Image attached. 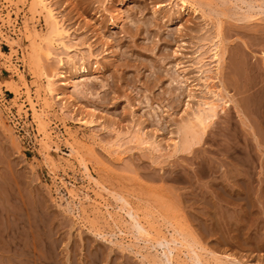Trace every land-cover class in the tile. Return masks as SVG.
I'll return each mask as SVG.
<instances>
[{
    "label": "rangeland",
    "instance_id": "rangeland-1",
    "mask_svg": "<svg viewBox=\"0 0 264 264\" xmlns=\"http://www.w3.org/2000/svg\"><path fill=\"white\" fill-rule=\"evenodd\" d=\"M58 1L61 3L64 2V0ZM133 1L135 0H131L129 1L130 3L127 2V4H129V6L131 4V7H133L131 10L133 9L132 15H134L131 18L132 20L126 21L127 24H124V26L121 24L124 17L122 16V20H117L118 18H116V0H106V2L103 3V6L99 8L100 12L98 11L96 13L93 11L95 9H93L91 11L92 14L90 13L88 15V18L91 19L92 17L93 19L90 20L88 25L78 29V32L76 33L75 31L79 28V23L78 21H76V23L74 19L71 21L73 23V26H71V33L73 34H71V36H75V34L85 31L86 36L90 38L89 42L94 45L93 49L99 53L97 59L101 61V63L112 61L114 55L111 52L116 49L115 51L118 53L115 57L116 62L122 63L125 60H128L133 64L130 68H126L125 70L122 66H117L118 73H116L117 71H113V69L103 73L94 72L92 69L96 66V58L92 57L90 59L91 66L93 67L90 72L91 77L85 81L80 80L81 82L77 83L75 92H77L76 95L78 97L76 98H78L79 103L81 104L80 106L88 105L95 108L96 116H102L105 114L107 120H113L115 122L119 120L120 123L118 128H121L120 130L122 132H125L127 127H130V129L133 127L136 129L135 123L146 118L149 122L148 124H151L152 127L149 125L147 128H144L143 133L147 132L148 135L150 134L149 136L151 138L153 137V140H160L162 150L157 152L155 149L147 148L146 146H136V142H131L127 144L126 147L124 145L125 148L122 146L119 151L117 149L118 147L112 148L111 146H108L111 145L114 140L116 141V132L112 128L106 130L101 128L98 124L89 126L69 119L70 115L68 110L66 109L65 111L60 109L61 106H63V103L55 99L57 101L56 103L55 100H51L45 93L43 86L44 80L40 73L41 69H38V67L36 68L35 65H33L34 67L32 66V68L29 66L28 59L30 58L29 54H31V46L29 44L28 33L29 31L34 30V28L37 30L45 28L43 17L38 19V16L35 17L32 15L29 10L28 1L0 0V184L2 185H0V190H3L6 186V188L11 187L12 189L10 190L13 193H19L18 196L20 197V202L22 204L24 203L23 206L25 210L27 209V212H30L31 216L34 215L33 218H37L41 221L43 229L39 236L37 235L36 237L39 241H37L35 251L42 256H49V258L45 256L47 258H45L46 263L92 264L93 262V264H149V259L152 261V256L155 255L154 253L158 255L160 252L162 255L161 250H164V248L166 249V245L157 246L156 248L152 246L147 247L141 239L138 240L135 238L137 241L134 239V235H131V232H129L127 228L128 224L124 222L125 220H129V216L127 214L124 215L123 211H119L117 202L108 195L107 191L109 190L114 193L117 191V193L123 194L137 210L143 222L147 221L151 223L153 229L157 231H160V229L163 230V228L166 230L160 231L161 233H165L166 235L170 233L165 227L169 224L168 221L171 220V223H175V220H177L176 222H179L180 220L178 219L184 218L185 220L183 219L177 224L185 223L187 220V223L192 226V230H195L194 232L198 234L196 235L194 233L198 236V239L200 236L201 242L205 243L204 245L209 250H212L213 252L216 251L215 254L219 257L226 259L225 254L229 253L230 255L235 256L237 260H240V262H246L245 264H264V146L259 149L255 145L253 137L246 133V129L241 127L240 121L234 116L232 121L234 122L237 120L238 125H240L239 128V126L234 123L233 126H238L237 128L235 127V130L237 131V129H241L242 135L246 134L245 136H247V138L245 136L242 138L238 131L235 133L236 136H234V134H229L230 136L224 134L225 137H222L223 132L226 133L227 129L226 123L223 121L224 117L221 115V119L218 118V122L221 121V128H225L224 130L226 131L223 129L221 130V128L217 126L219 123L216 121L218 124L215 125L217 129L221 130V132L217 130L216 127V130L212 129L213 131L215 130V135H213V132V134L211 133L209 135L210 137H206L205 143H203L202 147H199L195 154L196 156H193L194 159H192L193 157L191 158L190 155V158H182L181 154L171 157L168 156V153H170L169 150H171L172 153V149L169 146L170 142L166 141V139H168L167 137L175 136L173 135L175 134V125L180 119L179 117L184 115L183 111L188 100L185 94L190 88L187 87L190 86L187 84L192 81V84L194 85H192L191 88H193L192 91L197 95V98L198 96L200 97V95H204L202 93L204 90V86H202L204 85L203 81L195 80L198 79L199 76L203 77V74L196 71V64H194L196 63L195 61H198V58L196 57L200 54L199 48L201 47H198L199 44L196 43V40L193 41L194 39L191 35L188 34L178 38L177 34L179 33V30H182V33H189L190 27L195 23H207L209 20H205L201 16L200 13L202 11L192 13V11L189 10V13H187V11L183 13V8H181L182 6L179 0H159V3L156 6L152 4L153 2L151 3V0H139L140 4L142 3L141 5L139 4L141 7L136 4L133 6ZM215 1L218 4H221L222 2L228 4L227 6L231 12L230 16L232 15L230 19L233 20L228 21L229 18H224L226 19V24L225 22L223 23V26L225 25L224 30L226 36L227 33L229 36L225 39L226 51L224 54V63H222L223 65L221 64V71L223 70L221 74L222 77L220 76L221 78L219 77L218 79H215L214 84L216 83L215 85L220 87V82H223L225 85L224 89L226 91L224 90V93L226 92V96L229 94V96L235 97L236 99H234L238 101L242 97V94H239L237 90L239 87L242 88L243 85L241 82L243 81L242 78L244 75V57L249 65H252L255 70L258 69L257 72L264 74V55L261 53L264 52V47H262L264 46V32L261 30L253 32L248 29L252 26H249L246 29L238 26L235 27L236 25H240L237 21V16L247 10L253 11L254 14L257 13L258 15L260 10L263 12L264 0H260V3L253 2L254 4L251 3L250 5L248 2L249 0ZM261 2H263V4H261ZM64 5L65 4H63V6ZM96 6L97 3H93V8ZM159 6L161 10L165 12V17L153 14L154 8H158ZM104 7L106 8L105 10ZM118 7L121 8V6ZM136 7L143 11L145 10L143 13L145 17H142L143 15L140 16L138 12L139 10L137 11ZM217 10L216 6L204 7V12L213 18L218 17ZM126 11L127 10L124 11L125 15H127ZM175 12H182V16L184 17L183 21L185 18H188V21H186V23L183 22L184 24L181 26L178 25V21H174L170 24L167 15ZM100 13L107 17V23H105L106 34H108H105V36L109 37L107 40H113L114 38L113 42H116V48L112 51L111 49L109 50V46H106V44L103 43L102 39L97 37L95 31L92 30L93 27L90 26L91 24L96 23L95 20L99 18ZM73 14L74 13H72V15ZM101 18L102 16H100L99 19ZM113 19L115 22L118 21L117 26L111 25L110 22L114 21ZM81 21V24L86 23L83 19ZM142 21H146L147 23H142ZM235 21L238 24H236ZM192 22L194 24H192ZM260 24L264 27V22H260ZM98 25L101 26V24L96 23L95 27ZM204 26L207 28L206 24ZM210 26L211 25L209 24L208 27ZM126 27L132 31L133 37H129L130 34L122 31V28ZM134 34L136 35L134 36ZM76 39L74 38L72 41L75 42ZM193 43L195 44L193 45ZM165 44H167V46H165ZM177 45H180V47L178 48ZM142 46H148L149 49L144 51ZM176 48H178V53H174V49ZM124 51H126L125 54ZM161 55L167 56L165 62H162L160 59V57H162ZM176 60L181 62L180 66L184 65V68H186L185 72L180 71L181 68H178L179 66L176 65ZM45 61H47V63ZM212 61L213 60L207 55V57L205 56L203 63L208 64L207 66L209 67L214 64ZM243 61L244 63H242ZM45 64H50L52 67H57L56 65H58L56 58H51L50 60L45 59L44 65ZM152 64L156 66V70L160 67L157 74L159 72L158 76L163 79V82H161L162 84L158 82L159 84L156 85L153 83V86L150 88V86L148 87V84L150 82L152 83V81L154 82L156 77V73H153L154 71L151 67ZM135 66H137V69H135ZM45 70L47 74L53 72L47 68ZM110 72H112L115 79L112 78ZM237 73L238 76L240 75V77H242L241 79L238 78ZM21 75L24 76L29 86L27 89L23 84V81L20 79ZM173 77L177 80L176 82L171 81V78ZM187 77L188 80L186 82L185 78ZM100 78H103V82L105 83L103 88H99L97 80ZM229 78L231 79L229 80ZM232 79L234 80L232 81ZM61 80V76L56 77V81H59L58 85H60ZM145 80L147 83H145ZM235 80L241 85L237 83L238 86L235 85ZM83 83L89 84L90 88L87 91H92V94L87 93L86 96H83L81 90V88L83 89ZM95 89L97 90V93H95ZM174 89H176V91H174ZM169 90L171 91L170 93L175 95L171 94V96H169ZM166 91L168 92L166 93ZM170 98L174 101H171ZM195 99L196 98H194V100H189L190 105L196 103L197 99ZM30 101L33 106L35 105V108L30 105ZM194 104L193 106H195ZM68 106L66 108H68ZM40 109H42V111ZM34 111L45 114V120L50 121L49 123L46 122V128L50 131L48 132L50 135L49 144L52 148L49 149V152L44 150L45 148L41 139L42 136H39L41 135V132H39L40 130L35 119ZM73 114H75V112H73ZM104 119L105 118H103V120ZM153 128L154 130L157 129L158 132L156 130L153 131ZM145 130L147 131L145 132ZM228 130H233V128ZM171 131H173V134ZM217 131L222 134L219 133L218 136L216 133ZM243 131L246 132L244 133ZM154 132L155 134L159 133V136L163 133L165 140H161L163 134L159 137L158 135L153 134ZM228 133H231V131ZM237 134L240 136L239 138ZM215 136L217 137L218 142L221 139L223 140V138H226L222 143L219 142L222 144L223 148L227 143L225 145L223 144L226 141H230L232 138L231 136L235 137L233 138L235 141L236 138H238L236 141L237 143L244 138L248 139L249 142L244 139L245 141L243 142L245 143L239 142V144L236 145L237 148L240 147L239 145H243L246 150H250V146L251 152L243 150L242 146L240 147L241 149H239V152L243 154V150V152H246L248 155L252 154V162L254 163L253 165L251 164V173L249 172L246 174V181H242L246 187L245 193L243 192L244 189L241 190L239 187V182L241 181H226L232 185L234 193H236L237 196L241 195L242 200H235L234 204L227 206V210L223 209V206L220 208L221 210H217L218 212L215 215H212L213 217H208L203 214L205 208L202 211L200 207L203 206L202 203L204 200H213L217 202V200L221 198L220 192L216 187L224 186L225 182L222 180L227 176L226 174H228L223 171V162L224 164L228 163V161L229 163L232 162V160L227 159L231 158V156H226L223 151V154L220 153L221 151L219 149L222 147L219 146L221 145L217 141V143H213L214 138H216ZM228 137L231 138L229 139ZM263 137L264 136H262V138ZM240 138L241 140H239ZM230 142H228V144ZM246 142H248V145H246ZM211 143L213 145H211ZM263 143L264 141L262 144ZM76 144L80 145V151L79 145L76 146ZM217 144H219V146ZM69 146L76 147V150L78 149L77 154L80 152L78 154L79 158L84 155L89 170L98 182L102 185L104 184L103 186H105L106 191L105 189L100 190L93 182L88 180L83 171V167L77 162L78 160L69 156ZM128 147L132 149H129ZM91 148L94 153L93 156L90 155L88 157L87 154H89L88 151ZM223 148L222 150H225V148ZM124 149L126 151H124ZM164 153L165 155H161ZM197 154H199V156H197ZM197 157H199L198 160ZM152 159L155 161L152 162ZM191 159L193 160V163H191ZM200 159H202L203 162L205 161V165L206 162L210 163L208 165L215 163V165L217 164L219 167L222 164L221 167L223 169L221 167L220 169L223 172L216 169L214 173L216 181L208 183L209 181L207 180L209 179L202 178V176L198 174L197 166L200 163ZM208 159L210 160L209 162ZM214 160L215 162H213ZM157 162L160 163L158 164ZM215 165L213 166L217 167ZM231 165L232 163L227 165V172H229L228 167L230 168ZM175 171L176 173H179L180 171L181 173L183 172V174H185L184 176H186V180H188V178L191 180L181 181V183L180 181L171 180L172 178L170 177H174ZM230 174L234 177V175H236L235 170L230 172ZM225 187H227V184ZM70 189L73 190V192L76 191L74 193L77 196L74 197V199L70 195ZM104 205L107 206L105 207ZM120 214H123L122 216L124 217L122 218ZM159 214L160 216L157 218L156 215ZM149 215H152V217L150 218ZM111 217L119 222L111 219ZM41 218H43V221ZM228 219L230 222L227 221ZM242 220L247 221L243 228L246 232L250 229L248 230L250 232L247 233L252 234L253 238L247 237V233L241 236L240 234L234 233L236 230H239L237 228L241 226L240 224ZM211 221L214 222L213 225ZM227 222H229V224ZM119 228L125 229L120 230ZM261 229H263V232ZM122 231H127V235ZM252 231L257 234L254 233L253 235ZM238 232H240V230ZM122 235L124 237L126 235L128 238L130 237L132 239L126 237L124 240L122 239ZM24 238L29 240L31 237L26 233ZM249 241L251 242L249 243ZM130 243L131 245H129ZM217 253H220V255ZM174 255L177 256V260L180 258L178 260L180 263L187 258L184 253H180L179 255L174 252ZM205 255H207L206 257L211 256L210 254ZM1 256L2 255L0 254V257ZM1 258L0 264H6L5 258L3 256ZM155 263L166 264L161 261L154 262L153 264Z\"/></svg>",
    "mask_w": 264,
    "mask_h": 264
},
{
    "label": "bare ground",
    "instance_id": "bare-ground-1",
    "mask_svg": "<svg viewBox=\"0 0 264 264\" xmlns=\"http://www.w3.org/2000/svg\"><path fill=\"white\" fill-rule=\"evenodd\" d=\"M23 1H28L29 2V10H30V12L32 13L33 16H35V17L38 16V19L40 17H43V20L45 22L44 23L45 24V28L44 29L37 30V29L34 28V30L29 31V33H28V38H29V41H30L29 44L31 46V54H29L30 58L28 57L29 58L28 61H29V66L31 68H32L33 65H35L36 68L38 67V69H41L40 73H41L42 78L44 80V82H43L44 90H45V93L49 96V98L51 100H55V99L59 100V101H61L63 103V106L60 105L61 106L60 109L65 110V111H66V109L68 110L70 117L69 116H67V117H69V119H72L74 121H77L78 123H81V124H84V125H89V126L90 125H94V124H98L101 128H104L106 130L109 129V128H112L116 132V135H115L116 136V141L114 140L115 143L113 142L111 145H108V146H111L112 148L118 147L117 149L120 151L122 146H123V148H125L127 146V144H129L131 142H133V143L136 142V144H137L136 146H144V147L146 146L147 148H152V149L157 150V152L161 151L162 150V148L160 146L161 141L160 140L158 141V140H155V139L153 140L152 139L153 137L151 138L149 136L150 134L148 135V133L146 132L147 130H145L146 133H143L144 132V128H147L149 125H151V124H148L149 122H148V120H146V118L142 119L138 123L134 122L136 124V129H134L133 127H132V129H130V127H127L126 128L127 130L125 132H122L120 130L121 128H118V125L120 123L119 120L116 121V122L113 121V120H107L105 114L102 115V116H96L95 108H92L91 106H88V105L80 106L81 104L79 103L78 98H76V97H78L76 95L77 92H75V87L77 86V83H80L82 80L85 81V80L89 79V77H91L90 72H91V68H93V67L91 66L90 59L92 57L96 58V60H95V63H96L95 65L96 66H94V68L92 69L94 72H102L103 73V72H106V71H111V69H113V71H117L118 70L117 66H119V67L122 66V68L125 70L126 68H130L133 65L128 60H125L122 63L116 62L115 57L118 55V53L115 51L116 50L115 49L116 48V44H115L116 42L115 41L113 42L114 38H113V40L109 39L110 40L109 41V40H107L109 37L105 36V34H106L105 23H107L106 22L107 21V17L104 14L100 13L99 18H100V16H102V18L101 19L97 18L95 20V22L97 24H101V26L98 25L99 27L98 26L95 27L96 23L95 24L93 23L90 26L93 27L92 30L95 31V34L97 35V37L99 39H102L103 43L106 44V46H109L108 47L109 50L111 49V51H112L113 49H115V50H113L111 52L114 55L112 61H108L106 63H101V61H99L97 59L98 56H99V53L96 50L93 49L94 45H92L89 42L90 38L86 36L85 31L84 32H80L78 34H75V36H71V34H73V33H71V28H72L71 26H73L72 25L73 23L71 21L73 19H74L75 22L78 21L79 25L78 24L77 25L79 26V28H77L76 31L73 29L75 31V33L78 32L77 31L78 29H81L84 26L88 25L90 20L93 19L92 17H91V19L88 18V15L91 13V11L93 9H95L93 11H95L97 13L99 11V8L101 6H103V3L106 2V0H64V2H62V3L59 2L58 0H23ZM129 1H131V0H116V2H117L116 18H118L117 20H119V19L122 20V16L124 17L123 20L121 21V24L123 26H124V24H127L126 21H131L132 20L131 18L134 15V14L132 15V13H133L132 10L133 9L131 10V8H133V7H131V4H130V6H129V4H127V2H129ZM179 1L181 2V3L180 2L179 3L182 6V7L181 6L180 7L183 8V13H185L186 11H187V13H189V10H191L192 13H196V12L198 13V12L202 11L200 13L201 16L205 20H207V19L209 20V22H207V23H205V22L204 23H201V22L199 23L198 22V23L194 24L192 22V24H194V25H192V27H190L189 33H182V30H179V33L177 34L178 38L179 37L181 38L182 36L188 35V34L191 35L193 37V39H194L193 41L196 40V43L199 44L198 47L199 46L201 47V48H199L200 50L197 49V50H199L200 54L197 55L196 58H198V61H195L196 63H194V64H196V71L200 72L201 74H203V77L199 76V78L195 79V80L203 81L204 85H202V86H204V90H203L202 93L204 95H202V96L200 95V97L198 96V98H197V95H195L193 93V91H192L193 88H191V86L194 85V84H192V81H190L187 84V85H190V86L186 85L187 87H190V88H189V91H187V93L185 94V96L188 98V100L186 102L187 103L186 107L184 108V111H183L184 115L183 116L180 115L181 117H179L180 119L178 120V122L175 121V122H177L176 125H175L176 128L174 127L175 128V134H173L174 130L171 131V133L173 135H175V136L167 137L168 139H166V141L170 142L169 146L172 149V153H171V150H169L170 153H168L169 154L168 156L171 157V156H175V155L181 154L182 158H190L189 155L191 156V158L193 156L195 157L196 156L195 154H196L197 150L199 149V147L200 146L202 147L203 143H205L206 137L209 136L211 133L213 134V132H214L213 135H215V130L217 129L216 125L218 123L219 124L217 126L221 128V125H220L221 121L218 122L219 121L218 118H220L221 115L224 117L223 121H225V123H226L227 131L228 132L231 131V133H228L226 130H224L225 128H221V130L223 129L224 131H226V133L223 132V134H222V133H220L221 130L217 129V130L220 131V132H218V131L216 132L218 136H219V133L223 135L222 137H225L224 134H228V135L229 134L230 135L234 134V136H236L235 133H237V131H238L241 134L240 136H242V138H243L246 134L242 135L241 129H239V130L237 129V131L235 130L238 126L240 128V125H238V121H237V120H239L240 123H241V127L245 128L246 131H247V132L246 131H243V132L244 133L245 132L248 133V135L250 134L253 137V140L255 141V145L260 149L261 147L264 146V143L262 144V142L264 141L263 140L264 137L262 138V136H264V74H260L259 72H257V70H258L257 67H256L257 70H255L252 67V65L248 64V61L246 62V58L244 57L245 63H244V61L242 62V63H244V71H243L244 75H243V78L240 77V75L238 76V73H237L238 78H240V79L242 78L243 79V81L241 82L243 84L242 88L239 87L240 89L238 88V90H237L239 94H242V97L239 100L237 98L238 101L235 100L236 99L235 97L229 96V94H227V96H226V94H225L226 92L224 93L225 85H224L223 82H220L221 83L220 87H217V85H215L216 83L214 84V80L218 79L221 76L222 71H223V70L221 71V66L223 65L222 63H224L223 60H224V54H225V51H226L225 39L227 38V36H229L228 33H227V36H226V32L224 30V26L225 25L223 26V23L225 22V24H226V19L227 18H229L228 21L229 20H233V19H230L232 15L230 16L231 12L229 11V7L227 6L228 4H226V2H222L221 4H218L215 0H179ZM248 2H249V5H250L253 2H256V3L259 2L260 3V0H249ZM248 2H246V3H248ZM263 2H261V4H263ZM93 3H97V6L95 8H93ZM133 3H134V4H132L133 6H135V4L137 6H139V4H140L139 0H135V1H133ZM151 3L154 6H156L159 3V0H151ZM229 3H231V2H229ZM63 4H65V5L63 6ZM118 6H121V8L118 7ZM212 6H216L217 9H218L217 10L218 17H216V18L210 17L204 12V7H212ZM139 7H141V6H139ZM105 9L106 8L104 7V10ZM136 9H137V11L139 10L138 12H139L140 16L143 15L145 10L143 11L142 9L137 8V7H136ZM125 10H127L126 11L127 15H125V13H124ZM261 11L262 10H260L258 15H257L256 12H255L256 14H254L253 11H250V10L244 11L242 14L237 16L238 17L237 21L240 23V25H236L238 23L235 21L236 22V24H235L236 26L235 27L238 26V27L246 29L247 27L252 26V27H249L248 29H250L253 32H256L257 30L258 31L261 30L262 32H264V27L261 26V24H260V22H264V9H263V12H261ZM72 13H74V14L72 15ZM158 13H160V14H158ZM153 14L161 15V17H165L166 16L165 12H163L161 10L160 6L158 8H154ZM188 16H189V14H188ZM142 17H145V15H143ZM167 18H168V22L170 24H172L174 21H176V22L178 21V25H180V26L184 24L183 22L186 23V21H188V18H185L184 21H183L184 17L182 16V12L181 13H177V12L170 13V14L167 15ZM224 18H226V19H224ZM82 19L86 21L85 24H83V23L81 24L80 23V21ZM143 22L147 23L146 21H142V23ZM194 22H196V21H194ZM110 23L113 26H117L118 21L115 22V20H114V21H112ZM205 24H206L207 28H205V26H204ZM209 24L211 25L210 27H208ZM229 24H231V23H229ZM189 26H191V25H189ZM255 26H256V28H255ZM257 26H259V27H257ZM122 31L125 32V33L130 34L129 37H131V36L133 37L132 31L130 29H128L127 27L126 28H122ZM106 35H108V34H106ZM135 35L136 34H134V36ZM250 36H252V35H250ZM74 38L75 39L77 38L75 40V42L72 41ZM194 44L195 43H193V45ZM165 46H167V44H165ZM179 47H180V45L178 46V48ZM262 47H264V46H262ZM178 48L174 49V53H178V50H177ZM142 49L144 51H147L149 49V47L148 46H142ZM125 53H126V51H124V54ZM261 53H263V55H264V52H261ZM174 55H177V54H174ZM207 55L213 60L212 63H214L213 65H211L209 67L207 66L208 64L203 63V60L205 59V56L207 57ZM51 58H56L57 63H58L59 66L56 65L57 67H52V65H50V64H45L44 65V60L45 59L46 60H50ZM160 59L162 60V62H165L166 59H167V56H162V57H160ZM160 59H158V60H160ZM191 60H193V59H191ZM241 60H240V62H241ZM45 62L47 63V61H45ZM91 62H93V61H91ZM153 64H152L151 67H152V70L154 71L153 73H156V77L154 79V82L153 81H152V83L150 81H149L150 83L148 82L149 83L148 87L150 86V88H151V86H153L152 85L153 83H154V85H156V84H159L158 82H160V83L163 82V79L158 76L159 72L157 74V71L159 70L160 67L158 68V70H156V66L153 65ZM180 64H181V62L179 60H176V65L179 66L178 68H181L180 71L181 72H185L186 68H184V65L180 66ZM144 66H146V65H144ZM46 68L49 69L50 71H53V72H51V74H47L46 70H45ZM122 68H121V70H122ZM135 69H137V66H135ZM241 69H243V68H241ZM112 72H110V74H111L112 78L115 79V77H113L114 75L112 74ZM116 73H118V71ZM58 76L62 77V80H61V83H60L61 86L58 85L59 81L58 82L56 81V77H58ZM117 77H116V79H117ZM238 78H236V79H238ZM20 79H21V81H23V84L25 85V87L27 89L29 86H28L24 76L21 75ZM230 79L231 78H229V80ZM187 80H188V77L185 78L186 82H187ZM219 80L222 81L223 78H222V80L221 79H219ZM233 80L234 79H232V81ZM97 81H98V84H99V88H103L105 86V83L103 82V78H100ZM171 81L172 82L173 81L176 82L177 80L173 77V78H171ZM216 82H217V80H216ZM145 83H147V81ZM227 83H229V82H227ZM236 83L240 84V83H238L236 81L235 85H237ZM217 84H218V82H217ZM82 87H83V89L81 88V90L83 92V96H86L87 93H91V94L93 93L92 91H87L90 88L89 84L83 83ZM174 91H176V89H174ZM191 91H192V93H191ZM167 92L168 91H166V93ZM170 92L171 91L169 90V92H168L169 96H171V94H173V93H170ZM95 93H97L96 89H95ZM173 95H175V94H173ZM194 98L197 99V100L195 99L196 103L195 104L192 103V105H190V103H189L190 101L189 100H191V99L194 100ZM172 100L173 99H171V101ZM31 101H30V103H31ZM55 101H54V103H55ZM150 102H151V100H150ZM56 103H57V101H56ZM193 104L195 106H193ZM30 105L32 107L35 106V105L33 106L32 103ZM66 105L68 106V108H66L67 107ZM149 106H150V103H149ZM158 106H160V105H158ZM40 110L42 111V109H40ZM44 110H45V108H44ZM65 111H63V112H65ZM231 111H232V113H231ZM233 111H234V113H233ZM73 112H75V114H73ZM34 115H35V119L37 121L39 130H40V131L39 130L38 131L41 132V135H39V136H42L41 139H42V142H43V146L45 148L44 150L49 152V149L51 148V145L49 144L50 135H49L48 132H50V131H48L47 128H46V126H47L46 122L49 123L50 121H46L45 120V118H46L45 114L38 113L37 111H34ZM169 116H171V115H169ZM233 116L235 118L236 117L238 118L237 120H235L237 122H235V121L233 122L232 121ZM103 118H105V119L103 120ZM113 119H114V117H113ZM216 119H218V120H216ZM132 120H133V118H132ZM216 121L218 123H216ZM114 123H116V124H114ZM234 123H236L238 126L237 127L233 126ZM223 124H224V122H223ZM150 127H152V125ZM215 127H216V129H215ZM232 128H233V130H230V131L228 130V129H232ZM212 129H215V130L213 131ZM155 130L158 132L157 129H155ZM155 130L153 128V131H155ZM234 130H235V132H234ZM153 134H155V132ZM158 134H155V135H158ZM213 135H211V136L214 137ZM234 136H231L232 138L228 137L229 139L231 138V140H230L231 142L230 141H226V142L224 141L225 143L223 145H225L227 143L224 146L225 150H222L223 147H222V144H220V143H222V141L225 140L226 138L225 139L223 138V140L221 139L219 141L220 143L218 142V139H217L216 136H215L216 138H214V141L211 139L214 144L217 141L221 145V146H219V144H217L219 147H222L221 149H219L221 151L220 153L223 154V152H224V154L226 156H231V158H227V159L232 160V162H231L232 165L230 166V168L228 167V171L229 172H227V165H230L231 163H229V161H228L229 164L226 163L227 164L226 165L223 162V166H224V170L223 171H225L229 175L226 174L227 176L225 178H223V180H222L223 182H225L224 186L223 185L222 186H218L217 185L218 187H216V188H218L217 190L220 192L221 198H219L217 200V202H215L213 200H204V202L202 203L203 204V206H202L203 208L200 207V209H202V211H203V209L205 208L204 211H203V214L205 216L213 217L212 215H215L218 212L217 210H219L221 207L224 206L223 209L227 210L226 209L227 206L234 204L235 200H240L241 199V195L237 196V194L234 193V189H233L232 185L227 183L226 181H228V182H230V181H241V182L242 181H246V174H248L250 172L251 164L253 165L254 162H252V154L248 155L246 152H243V150L247 151L248 149L246 150V149H244L245 147L243 145H239L240 147L241 146L243 147L242 148L243 149L242 150L243 154H241V152H239L240 151L239 149H241V148L239 146H238L239 148H237V145L239 144V142H243L245 140L248 141V139H246L247 136H245L246 137V138H244L245 140L243 139L242 141H238V143L236 141L238 140V138L240 136L237 134L238 138H236V141L233 140V138H235ZM220 138H221V135H220ZM215 139H217V140H215ZM229 139H227V140H229ZM161 140H165L164 134L162 135ZM239 140H241V138ZM209 141H207V142H209ZM228 142H230V143L228 144ZM248 142H246V145H248L247 144ZM39 143H40V140H39ZM243 143H245V142H243ZM78 145L79 144H76V146H78ZM124 145H125V147H124ZM211 145H213V144L211 143ZM79 147H80V145H79ZM139 148H141V147H139ZM80 149H81V147L79 148V151H80ZM129 149H132V148H129ZM249 149L251 150L250 146H249ZM77 150H76V147L71 146L70 147L69 156H72L74 159L78 160L77 162L83 167V171L85 173V176L88 178V180L90 182H93L100 190H104L105 189V191H106L105 186H103L104 184L102 185L100 182H98V180L93 176V174L89 170V168H88V166L86 164V161L84 159V155L82 157L80 155L81 158H79L78 154L80 152L78 151L79 153L77 154ZM114 150H116V149H114ZM148 150H150V149H148ZM250 150H248L247 152H251ZM124 151H126V150L124 149ZM88 153H89V154H87L88 157L90 155L93 156V153H94L93 149L91 148L88 151ZM198 153H200V152H198ZM161 155H165V153L161 154ZM197 156H199V154H197ZM162 157H164V156H162ZM194 157L192 159H194ZM198 158L199 157H197V160H198ZM175 159H176V157H175ZM153 161H155V160L152 159V162ZM209 161L210 160L208 159V162ZM211 161H212V159H211ZM202 162H203V160L200 159V163L199 164L197 163L198 164V166H197L198 174L200 176H202V178L209 179V180H207V181H209L208 183H210L211 181H216V179H215L216 177L214 176V173H215L216 169L217 170H221L220 167L222 166V164L221 165L219 164L220 165V167H219V166H217V164L215 165V163L214 164L211 163V165H208L210 163L206 162V165H207V167H206V165L204 163L205 161L203 162L204 165L202 164ZM213 162H215V160ZM157 163L159 164L160 162H157ZM191 163H193V160H192ZM216 163H222V162H216ZM213 165L217 166L219 169L217 167H214ZM225 165H226V167H225ZM159 167H161V166H159ZM233 170H235V173H236V175H234V177L231 176V174H230V172H232ZM179 173H181V171ZM179 173L178 172L176 173V171H175V175L173 174L174 177H170V178H172L171 180L180 181V183H181V181H190L191 180V179L189 180V178H188V180H186V176H184L185 174H183V172L181 174H179ZM205 176L208 177V178H206ZM161 181H163V180H161ZM241 182H239V187L241 188V190L244 189L243 192L245 193V190H246L245 188L246 187H245L244 183L243 182L241 183ZM226 184H227V187H225ZM208 187H209V185H208ZM10 189H12V188L11 187L6 188V186H5L3 188V190H0V254L5 258L6 264H52V263H46V261H45V258L46 257L49 258V256H47V255H45L46 257L42 256V255H40L39 253H37L35 251L36 245H37V241H39L38 239H36V237H37V235L39 236V234L41 233V231L43 229L41 221L39 219H37V218H33L34 215L31 216V213L27 212V209L25 210V208L23 206L24 203L22 204L20 202V197L18 196L19 193H15V192L13 193ZM16 192H19V191H16ZM69 192H70V195H71V197L73 199H74V197L77 196L74 193L76 191L73 192V190H71ZM107 192H108V195H110V197H112L117 202L118 207H119V211L121 210V211L124 212V215L127 214L129 216V220H125L124 222L126 224H128L127 228L129 230V232H131V235H134L133 236L134 239L135 238H137L138 240L141 239L145 243V245L147 247L148 246H152V247L156 248L157 246H163V245L167 246L166 249L164 248V250H161L162 251V255L158 251L160 253V254L158 253V255H161L162 258H161V256H158L156 253H154L155 255L152 256V261L149 259V264H153L154 262H158V261L165 262L166 264H245L246 263V262L245 263L240 262V260H237L235 256H232L229 253L225 254V258L226 259H224V258H221L218 255H216L215 254L216 251L213 252L212 250H209L204 245L205 243L201 242L200 236H199V239H198V236H196L198 234L194 232L195 230L194 231L192 230V228H191L192 226H190L187 223L188 222L187 220H186L185 223L177 224L181 220H183L184 218L183 219H178V220H180L179 222H176L177 220H175L174 221L175 223H173V222L171 223V220L168 219L167 216H165L168 220H170V221H168L169 224L165 226L168 229V231L170 232L167 235L165 233H161L160 232V231H163V230L166 231L164 228H163V230L160 229V231H157V230L153 229V225H151V223H149L147 221L143 222V220L141 219V217H140L139 213L137 212V210L132 206L131 202L123 194L117 193V191L114 193L113 191H109L108 190ZM87 196H89V195H87ZM99 202H101V201H99ZM117 204H115V205H117ZM225 204H226V206H225ZM107 205H108V203H107ZM107 205H104V206L106 207ZM164 205H166V204H164ZM235 206H236V204H235ZM148 213H149V211H148ZM161 214H163V213H161ZM120 215H121L122 218L124 217V216H122L123 214H120ZM35 216H36V214H35ZM156 216L158 218V216H160V214L156 215ZM151 217H152V215L150 216V218ZM176 217H177V215H176ZM226 217H228V216H226ZM42 219L43 218H41V220ZM111 219H114V218L111 217ZM174 219H176V218H174ZM122 220H124V219H122ZM153 220H154V218H153ZM115 221H118V220H115ZM155 221H156V219H155ZM222 221H224V220H222ZM227 221H229V219ZM253 221H254V218H253ZM229 222H227V223L229 224ZM245 222H247V221L242 220V222L240 224L241 226H239V228H237V229L240 230V232H238L239 230H236V232H234V233L240 234V236H241L243 234H246L247 232H250V231H248L250 229H248L247 232H246V230L243 228V227H245ZM164 223H165V221H164ZM211 223H212V225L214 224V222H212V221H211ZM157 226H159V225H157ZM261 227H262V225H261ZM124 229H120V230H124ZM263 229H261L262 232H263ZM122 232H124L127 235V233H126L127 231L126 232L122 231ZM26 233L29 234V236L31 237L29 240H26L24 238ZM254 233L255 232H253V235H254ZM44 234H46V233H44ZM255 234H257V233H255ZM263 234H264V232H263ZM126 235H125V237L122 235L123 236L122 239L125 240L126 237L128 238V236H126ZM118 236H119V234H118ZM246 236L250 238V237H252V234L247 233ZM260 237H261V235H260ZM128 239H132V238L129 237ZM121 241H120V243H121ZM128 241H130V240H128ZM250 242L251 241H249V243ZM134 243H136V242H134ZM121 245L123 246L122 243H121ZM127 245H128V243H127ZM129 245H131V243ZM134 245H136V244H134ZM147 247H145V248H147ZM134 248H136V247H134ZM134 248H133V250H134ZM174 252H176V254H179V255H180V253L181 254L184 253L187 258L184 257L185 259L182 260V262L180 263L178 261L180 258L178 257L179 259L177 260V256L174 255ZM41 254H42V252H41ZM142 254H144V253H142ZM205 254H210L211 256L210 257H206L207 255H205ZM217 254L220 255V253H217ZM144 257H146V256H144ZM146 258H148V257H146ZM181 259H183V258H181ZM92 264H93V262H92Z\"/></svg>",
    "mask_w": 264,
    "mask_h": 264
}]
</instances>
